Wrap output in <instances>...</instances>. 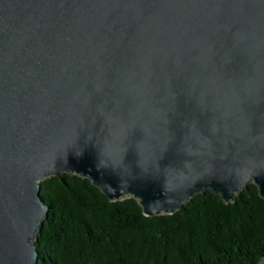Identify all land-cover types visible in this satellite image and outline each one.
<instances>
[{
  "label": "water",
  "instance_id": "obj_1",
  "mask_svg": "<svg viewBox=\"0 0 264 264\" xmlns=\"http://www.w3.org/2000/svg\"><path fill=\"white\" fill-rule=\"evenodd\" d=\"M62 172L148 216L264 199V0H0V264H36Z\"/></svg>",
  "mask_w": 264,
  "mask_h": 264
},
{
  "label": "trees",
  "instance_id": "obj_2",
  "mask_svg": "<svg viewBox=\"0 0 264 264\" xmlns=\"http://www.w3.org/2000/svg\"><path fill=\"white\" fill-rule=\"evenodd\" d=\"M38 183L48 209L32 241L36 264H249L264 255V199L253 182L228 202L205 188L152 216L75 173Z\"/></svg>",
  "mask_w": 264,
  "mask_h": 264
}]
</instances>
